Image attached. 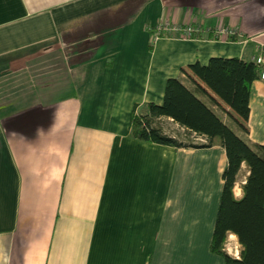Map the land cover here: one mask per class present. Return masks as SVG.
<instances>
[{"label": "crops", "instance_id": "0c3cea01", "mask_svg": "<svg viewBox=\"0 0 264 264\" xmlns=\"http://www.w3.org/2000/svg\"><path fill=\"white\" fill-rule=\"evenodd\" d=\"M163 19L200 32L153 41ZM263 49L264 0H0V264H224L209 249L223 147L138 139L130 118L176 77L264 146L263 80L250 83L244 133L180 71ZM247 173L242 162L235 199Z\"/></svg>", "mask_w": 264, "mask_h": 264}, {"label": "trees", "instance_id": "16d2710c", "mask_svg": "<svg viewBox=\"0 0 264 264\" xmlns=\"http://www.w3.org/2000/svg\"><path fill=\"white\" fill-rule=\"evenodd\" d=\"M214 93L230 111L235 125L246 132L250 83L259 78L260 68L237 57H211L205 64L193 62L181 68ZM197 83L193 90L178 78L165 80L161 102L148 103L144 114H132L130 134L138 139L175 147L209 146L218 140L224 149L226 164L221 172V190L213 223L209 249L223 258L224 264H264V146L250 145L238 136L198 96L203 92ZM169 117L189 134L203 142L182 143L155 126L154 119ZM247 167L241 184L242 195L235 199L232 187L240 164ZM226 233L235 235L240 245L234 258L223 249Z\"/></svg>", "mask_w": 264, "mask_h": 264}, {"label": "built area", "instance_id": "2783aa9c", "mask_svg": "<svg viewBox=\"0 0 264 264\" xmlns=\"http://www.w3.org/2000/svg\"><path fill=\"white\" fill-rule=\"evenodd\" d=\"M152 32V40H157L162 37H174L178 36L180 38H190L200 32V28L198 25H177L170 23L167 19L161 20L157 25L150 29ZM220 33L225 36H232L234 32L231 30H220ZM249 61L256 64L260 68L259 79L264 81V49L258 55L250 56ZM197 139L203 142L201 137H197ZM232 257H238V245L233 244L232 248L230 246V235H227L223 244V249L228 251Z\"/></svg>", "mask_w": 264, "mask_h": 264}, {"label": "rangeland", "instance_id": "374dc122", "mask_svg": "<svg viewBox=\"0 0 264 264\" xmlns=\"http://www.w3.org/2000/svg\"><path fill=\"white\" fill-rule=\"evenodd\" d=\"M155 126L161 128L163 127L164 132H166V134L168 135H173L175 136V138L179 141H181L182 143H186V142H195V143H201L202 141L197 139V136L193 135V134H189L188 132H186L184 129H180L178 127H175L173 125H167L165 123V121H160L157 120L154 123ZM225 251V249H224ZM226 252V251H225Z\"/></svg>", "mask_w": 264, "mask_h": 264}]
</instances>
